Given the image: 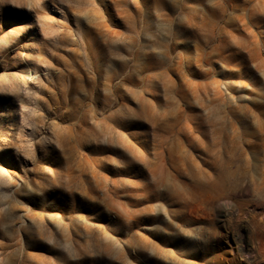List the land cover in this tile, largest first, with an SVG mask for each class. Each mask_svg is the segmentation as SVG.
I'll list each match as a JSON object with an SVG mask.
<instances>
[{"label":"rangeland","instance_id":"rangeland-1","mask_svg":"<svg viewBox=\"0 0 264 264\" xmlns=\"http://www.w3.org/2000/svg\"><path fill=\"white\" fill-rule=\"evenodd\" d=\"M263 206L264 0H0V264H249Z\"/></svg>","mask_w":264,"mask_h":264},{"label":"bare ground","instance_id":"bare-ground-1","mask_svg":"<svg viewBox=\"0 0 264 264\" xmlns=\"http://www.w3.org/2000/svg\"><path fill=\"white\" fill-rule=\"evenodd\" d=\"M259 208L248 210L247 218L250 220L255 215L260 214ZM264 210V206L261 208ZM221 219L227 223V243L230 253L235 257H240L249 264H258L260 256L264 255V229L260 234L246 226V221L237 220L234 208H228L220 212ZM260 264V263H259Z\"/></svg>","mask_w":264,"mask_h":264}]
</instances>
